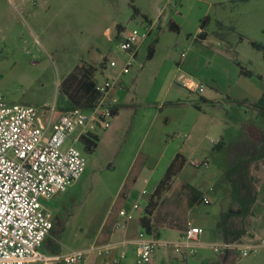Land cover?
Wrapping results in <instances>:
<instances>
[{"label":"rangeland","instance_id":"1","mask_svg":"<svg viewBox=\"0 0 264 264\" xmlns=\"http://www.w3.org/2000/svg\"><path fill=\"white\" fill-rule=\"evenodd\" d=\"M172 21L178 31L169 28ZM149 23L153 29L136 62L118 91H112L120 109L110 127L98 131L93 151L76 144L86 157L84 173L66 191L43 202L61 218V226L40 247L44 253H51L54 245L69 252L108 240L117 230L126 197L129 204H139L134 222L140 230L141 216L175 146L186 161L161 194L152 224L162 238L175 236L169 229L201 226L202 239H217V223L231 202V185L224 176L226 153L212 146L221 135L232 142L244 125L255 121L254 110L227 97L255 102L264 92V0H0V96L8 104L37 108L54 102L61 112L70 104L62 80L83 69L96 82L112 76L109 60L124 56L121 29H136L141 35ZM151 45L155 52L148 58ZM238 63L254 74L242 75ZM180 72L203 83L204 93L183 89L177 82ZM180 90L185 97L178 95ZM205 93L212 101H205ZM254 173L261 190L264 165ZM194 196L197 201L191 206ZM234 221L240 224L238 217ZM262 239L264 235L253 240ZM205 250L207 256L186 262L160 246L159 260L144 264H264V247L229 262ZM126 261L138 264L131 253Z\"/></svg>","mask_w":264,"mask_h":264},{"label":"built area","instance_id":"2","mask_svg":"<svg viewBox=\"0 0 264 264\" xmlns=\"http://www.w3.org/2000/svg\"><path fill=\"white\" fill-rule=\"evenodd\" d=\"M152 29L149 23L141 35L136 29L124 33L119 41L124 56L109 60V67L117 72L96 82L100 96L90 109L58 112L54 102L37 108L8 104L0 96V264H76L90 255L109 256L114 251L113 263L122 264L130 245L134 246L138 264L151 262L160 246L182 256H195L199 249L208 248L219 255L235 253L240 257L256 254L264 247V239L206 242L201 226H189L176 237H156L141 228L133 238L95 240L85 248L69 252L40 250L53 228L43 200L66 191L84 173L86 157L76 144L83 136L110 127L116 104L112 91L120 85L122 76L130 72ZM177 82L190 93L201 95L205 91L203 83L185 72L177 75ZM68 139L71 142L66 144ZM138 208V202L131 209L121 208L115 229L134 220Z\"/></svg>","mask_w":264,"mask_h":264},{"label":"trees","instance_id":"3","mask_svg":"<svg viewBox=\"0 0 264 264\" xmlns=\"http://www.w3.org/2000/svg\"><path fill=\"white\" fill-rule=\"evenodd\" d=\"M136 12L138 11L136 10ZM204 22L205 19L202 21L201 27L204 26ZM117 27L121 26L118 25ZM169 28L179 30V26L173 21L170 22ZM154 52L155 48L151 45L148 58H152ZM238 65L242 75L252 76L254 74L252 70L243 68L239 63ZM259 78L262 79L261 76ZM60 86L70 101L68 106L61 108L62 111L70 108L90 109L100 96V92L96 89V81L91 78V72L88 69H83L80 75L72 71L62 80ZM227 100L230 103H236L238 106H246L256 113L255 121L248 123L247 127L244 125L239 135L232 142H226L221 135L212 146V150H224L226 153L224 176L231 185V202L217 223L216 236L220 240L240 241L250 232L251 217L254 215V207L259 193V183L254 170L261 163L264 165V92L255 102L231 97H227ZM195 106L199 107L197 104ZM119 109L120 104L113 105L114 115ZM97 140L98 135L92 133L83 136L80 142L83 143L85 150L93 151L97 146ZM185 161V156L178 152L156 185L139 223L140 227L148 234L156 237L161 236L160 231L152 224L151 217L158 206L161 194L168 190L172 178L180 171ZM196 201L197 196H194L190 202L191 206H194ZM235 217L240 219L239 225L234 221ZM51 250L60 252L61 248L54 245ZM236 256L238 259L240 258L239 255Z\"/></svg>","mask_w":264,"mask_h":264},{"label":"crops","instance_id":"4","mask_svg":"<svg viewBox=\"0 0 264 264\" xmlns=\"http://www.w3.org/2000/svg\"><path fill=\"white\" fill-rule=\"evenodd\" d=\"M155 18L152 19L154 22L156 21ZM124 33H125V29L123 27L121 29V34L124 35ZM116 72H117V69H112V75L115 74ZM121 83H122V80H121ZM117 88H119V86L116 87V90H117ZM183 89H185V88H183ZM181 91H182V93H184L183 95L181 94ZM178 95H181V96L185 97L186 94H185L184 90H180V93H178ZM113 97L116 99V104H119L118 98L116 96V92H115V95ZM180 97H177L176 99H178ZM203 97H204L205 101H207V100L212 101V97L210 96V94L205 93L203 95ZM176 99H173V101H175ZM174 104L178 105L179 103H174ZM118 111H117V113H118ZM97 135H98V133H97ZM70 142H71V140L68 139L66 144H69ZM177 153H178V148L175 146L173 153L170 154V157H167V161H166V164L164 166V170L167 169V167L169 166L170 162L172 161V159L174 158V156ZM58 194H56L55 196H57ZM263 195H264V185H263L262 189L259 190V193H258L257 201H256V204H255V207H254V215L251 217L250 232H249L248 235H245L242 238L243 240H253V239L258 238V237L260 238L261 236L264 235V208H263V206L260 205L261 198L264 197ZM53 198L48 199V200H43V202L44 201H51ZM125 200H126L125 204H124V206L122 208L131 209V207H132L134 202L132 204H129L127 197L125 198ZM47 212L50 215V218H51V220L53 222V228L50 231L49 235L47 236L46 240L50 239L51 234H53V232L55 231L56 226L57 227H59V225L61 226V218H60L59 214L54 215L48 210H47ZM136 224L137 223H135L134 220H132V221L128 222L127 225L124 228H121L120 230L112 231V233H111V235H110L108 240H121L123 238H133V237H135L137 235V233L139 232L138 228L136 227ZM169 230L170 231H176V234H175L174 237H176L181 232L178 229H169ZM216 238H217L216 241L220 240L219 237L216 236ZM46 240H45V242H46ZM108 240H105V241H108ZM105 241H102V242H105ZM203 241L209 242V241H207L205 239H203ZM51 248L52 247H50V250H51ZM51 253H54V252L51 250ZM129 253L135 255L134 246L133 245L129 246L128 254ZM114 254H116V251H114L112 253V255H109V256H97V255L93 254V255H90L85 261L81 262V264H114L113 261H112V256ZM207 255L208 254H207L205 248H201V250H198V252H197V254L195 256H182V255L176 254V258L179 259V260H184V261L187 262L188 259L196 260V259H198V256H200L202 258L203 256L205 257ZM236 255L237 254H235V253H228V254L219 255V257L222 259L223 262H229V261L237 260L238 257ZM240 258H242V257H240ZM126 259H124L122 261V264L127 262ZM156 260H159V257L156 256V252H155L154 257L151 260V262L153 263Z\"/></svg>","mask_w":264,"mask_h":264}]
</instances>
